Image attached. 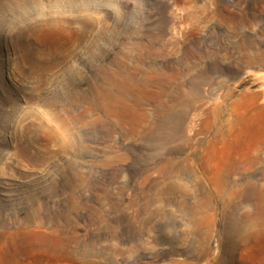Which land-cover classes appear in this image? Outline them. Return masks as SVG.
<instances>
[{
    "label": "rangeland",
    "instance_id": "rangeland-1",
    "mask_svg": "<svg viewBox=\"0 0 264 264\" xmlns=\"http://www.w3.org/2000/svg\"><path fill=\"white\" fill-rule=\"evenodd\" d=\"M0 264H264V0H0Z\"/></svg>",
    "mask_w": 264,
    "mask_h": 264
},
{
    "label": "bare ground",
    "instance_id": "bare-ground-1",
    "mask_svg": "<svg viewBox=\"0 0 264 264\" xmlns=\"http://www.w3.org/2000/svg\"><path fill=\"white\" fill-rule=\"evenodd\" d=\"M236 108V107H235Z\"/></svg>",
    "mask_w": 264,
    "mask_h": 264
}]
</instances>
